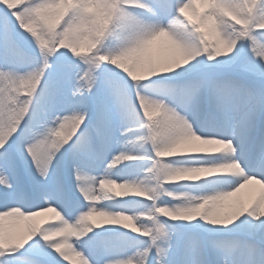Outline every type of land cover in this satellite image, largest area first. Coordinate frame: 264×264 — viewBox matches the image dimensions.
Segmentation results:
<instances>
[{
    "label": "snow or ice",
    "instance_id": "snow-or-ice-1",
    "mask_svg": "<svg viewBox=\"0 0 264 264\" xmlns=\"http://www.w3.org/2000/svg\"><path fill=\"white\" fill-rule=\"evenodd\" d=\"M69 261L264 264V0H0V264Z\"/></svg>",
    "mask_w": 264,
    "mask_h": 264
},
{
    "label": "bare ground",
    "instance_id": "bare-ground-1",
    "mask_svg": "<svg viewBox=\"0 0 264 264\" xmlns=\"http://www.w3.org/2000/svg\"><path fill=\"white\" fill-rule=\"evenodd\" d=\"M115 155V154H114ZM52 214L51 213H45L43 217H39L38 219H44L46 217H50ZM95 219L99 222L101 221L103 218L102 217H95ZM68 264H71V262L69 261Z\"/></svg>",
    "mask_w": 264,
    "mask_h": 264
},
{
    "label": "clouds",
    "instance_id": "clouds-1",
    "mask_svg": "<svg viewBox=\"0 0 264 264\" xmlns=\"http://www.w3.org/2000/svg\"><path fill=\"white\" fill-rule=\"evenodd\" d=\"M182 175L194 176L196 174L195 173H186V174H182ZM118 191H125V189H118Z\"/></svg>",
    "mask_w": 264,
    "mask_h": 264
}]
</instances>
